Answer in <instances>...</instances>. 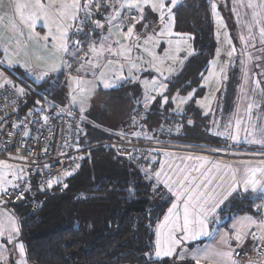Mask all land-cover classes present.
Listing matches in <instances>:
<instances>
[{"label": "trees", "instance_id": "obj_1", "mask_svg": "<svg viewBox=\"0 0 264 264\" xmlns=\"http://www.w3.org/2000/svg\"><path fill=\"white\" fill-rule=\"evenodd\" d=\"M211 1L184 0L174 9L173 31L192 37L193 52L167 78V87L162 94H154V99L145 107L138 84L97 90L95 95L99 101L123 98L126 112L109 125L99 117L90 118L94 116L89 115V118H83L78 146L128 136L142 137L152 145L155 140L189 144L205 141L209 143L207 145L222 143L207 133L206 115L195 105V100L203 95L202 77L216 48ZM224 1L230 7L228 0ZM71 40H79V36L71 35ZM89 54L90 51L85 61ZM0 67L14 75L25 90L24 94L20 93V113L31 109L44 110L46 103L55 106L70 104L63 72L54 79L34 82L19 68ZM65 67L67 72L82 69L68 70L67 65ZM238 78L236 69H228L221 91L226 102L225 110L238 92ZM0 86L8 85L0 83ZM190 93L192 97L181 111H173L171 98ZM155 163V150H139L122 156L112 147L99 146L82 152L72 175L51 188L42 191L36 176L28 178L29 187L22 198L15 202L0 200L18 217L27 263L194 264L178 259L176 254L162 259L153 257L155 226L171 201L168 189L152 176ZM26 178L24 172V177L16 180L15 185ZM257 199L249 193L238 195L235 200L230 198L218 211L220 216L226 217L222 224L227 226L235 215L256 214Z\"/></svg>", "mask_w": 264, "mask_h": 264}, {"label": "snow or ice", "instance_id": "obj_2", "mask_svg": "<svg viewBox=\"0 0 264 264\" xmlns=\"http://www.w3.org/2000/svg\"><path fill=\"white\" fill-rule=\"evenodd\" d=\"M94 0H86L85 3H81V0H47L45 3L44 0H0V12L5 11V9L11 8L14 14L18 15L19 23H17L14 17L8 19V26L10 27V35H6L2 29L5 27L3 15H0V39H5L7 43L4 45V53L8 58L9 64L13 63L11 59L12 53L10 52L9 45L13 43V38L17 36H23L24 32L22 30V25L26 26L28 29V38L29 40L40 39L45 41L44 47L47 48L48 41L51 39L52 45L60 51L69 53L70 46L73 51L69 54L75 58L79 56V53L82 51V41L81 40H70L71 35L77 33H83L85 37L90 38V32H84V26L91 23L94 29H102L105 24H102L99 20H92L93 15V5ZM106 4L108 7H111L113 11L109 13V18L106 20V24L111 25L112 27H117L120 29V35L125 40L139 41L140 37L135 34V26L137 23H140L146 18V12L158 13L159 22L161 25L158 36H172L174 35L172 28L175 19L174 9L177 8L181 0H95V8L99 10L101 3ZM241 6H246L249 9H252V19L255 25H260L259 35L261 38V43L264 44V24H262V19H264V0H247L245 5V0H235ZM213 14L216 15V4H212ZM127 10L129 13L135 12L136 15H129L126 18H121V23L119 25H112V21L116 20L118 17H121V12ZM235 11V9H233ZM83 12V18H81V13ZM43 18L44 26L48 28V32L41 38L39 33H35L34 29L36 23ZM128 20L133 21L131 26L127 27V32H123L122 28L127 25ZM222 23V19L220 21ZM53 26L55 30H53ZM253 25L249 24V38L255 39V36L252 34ZM75 29L72 31V29ZM147 25H145V29ZM109 35H111V27L109 28ZM175 35L180 36L181 34L175 33ZM108 36H101L100 43L97 46L95 42L89 45V51L95 57V63L92 60H87L86 64L82 63L81 68L85 66L89 67L93 72L97 69H101L99 77L97 79L101 80L103 83L104 89H113L118 86V81L131 82L132 74L131 68H135V62L131 61L130 53L132 47H139L137 43L135 45H124L121 44L120 51L112 47L111 44L105 46V42L108 40ZM192 39L191 36H187V39L184 41ZM240 39L247 44L248 41L242 35ZM15 44L17 47L20 46L21 42L19 39H16ZM149 42H153V36L149 35L144 40V51L148 52L149 48L147 45ZM117 43H120L117 41ZM169 45L173 43L172 40L168 41ZM181 41H176V50L179 51V45ZM229 44L231 41L229 39ZM24 47H27V44H24ZM218 54H219V50ZM116 55L124 57L131 64L129 70V76L125 77L123 75V64H119L120 74H114L111 80L106 79V73L102 70L103 68L111 65L112 60H107L105 53H114ZM235 52V47H231V50L228 52V56L231 57ZM87 56V53H85ZM169 58V57H166ZM249 59L251 57L249 56ZM107 60V64L104 61ZM153 61H159L160 64H163V58L157 57L154 53L152 54ZM119 63V62H117ZM245 61H241V64H244ZM153 67H156L158 72H161V68L157 67L156 64H153ZM57 65H52L50 71H56ZM223 71V69H221ZM46 75V73L44 74ZM245 77L247 78V72L245 71ZM40 78H43L42 76ZM77 79L78 84L81 82L79 78ZM148 81H145V85H148ZM157 81L153 79L151 84L155 86ZM256 84L259 85L260 81H256ZM160 88H166L165 84H160ZM21 94H24V89H19ZM79 91L83 94L87 90L80 88ZM95 91V88L92 89ZM162 94V93H161ZM192 93L188 97L181 98L178 101L179 104L185 103L188 99H191ZM72 102H76V96L71 97ZM154 99V97H152ZM167 102V97L164 98ZM176 100L177 98H173ZM85 101L82 99L81 104ZM149 100L146 97L145 107H147ZM39 103V102H38ZM197 103H200L197 101ZM254 107H259V105H254L249 103L247 105V111L249 113V118L251 119L252 109ZM84 111V108H81V112ZM71 114V113H70ZM47 120V117H44ZM83 119V117H82ZM191 123V121H189ZM241 121H236V134L233 135L229 132L217 133V135H228L234 141L239 139V129ZM16 125H13L15 127ZM247 131V130H246ZM256 131V126L253 125V132ZM261 139H255L253 133H249V136H252L248 140V143H259L264 145V128L260 129ZM24 135H28V132H25ZM46 151V150H45ZM20 159H24L20 157ZM188 159H193V157H188ZM197 160H206L204 157H195ZM12 165L6 164L4 161H0V169L2 168H11ZM47 167V165H46ZM214 168L219 169L220 165L214 164ZM203 164L200 167L195 168H181L176 172V179H173L172 176H169L167 173L164 174L163 184L168 188V191L175 196V201L172 203V206L168 209L167 214L164 215L163 220L157 224L156 228V241H155V251L154 255L156 258L161 257H172L177 253V246H182L186 241H196L200 237H211L214 234H219V229L213 228L209 230L210 224L214 223L218 219L217 210L221 208L226 202L235 200L236 196L248 194L249 192L256 194L258 193V198L264 201V166H248L244 169V173L240 179H237V172L239 169H236L232 172L231 180L225 182L224 176L217 177L216 174L212 172V169L202 170ZM193 173H197L193 175ZM15 175V174H14ZM65 175H72L71 172L65 173ZM157 180L161 179V172L157 171L155 173ZM151 178V177H149ZM11 183L5 179L4 173L0 171V193L7 192L5 188L6 184ZM54 184H59V180H48L47 188H51ZM227 184V186H225ZM14 188H18V185H13ZM66 188L67 185H64ZM242 189V191H241ZM41 190H44L43 185ZM23 193L17 197L22 198ZM257 198V197H254ZM259 209L261 205H256ZM182 209V214H181ZM10 224V230H6L3 226V223L0 222V236L5 235L7 231V237L9 242L15 239V235L19 233V228L16 225L15 219L12 216L8 217ZM240 228L246 229L250 228L253 225L257 226V231L248 233L247 231L237 230L233 235L228 237L226 243L229 245L228 250H218L212 245H208L203 249H193L192 258L195 261V264H201L202 260H207L208 264H239V261L233 258L235 249L231 248V243L233 240L237 242V247L241 246V242L249 234L252 236L253 242H259L257 247L264 246V219L256 220L251 216L242 217L239 221ZM233 229H236V225L232 226ZM19 252L21 255V260L17 261V264H27L26 260L23 259L25 256V247L22 243L18 244ZM255 251V249H254ZM148 255V254H146ZM186 253H180L179 259L183 260ZM238 255V253H237ZM0 261H5V256L3 251L0 250ZM7 264V262H6ZM248 264H256L255 261L250 260ZM264 264V262H261Z\"/></svg>", "mask_w": 264, "mask_h": 264}, {"label": "rangeland", "instance_id": "obj_3", "mask_svg": "<svg viewBox=\"0 0 264 264\" xmlns=\"http://www.w3.org/2000/svg\"><path fill=\"white\" fill-rule=\"evenodd\" d=\"M182 1L184 0H181V2ZM228 2L230 3V7H228L224 0L211 1V6L213 3H215L217 6L216 15L213 14L212 7L210 6L214 23L216 48L213 57L208 63L207 70L202 77V85L204 88L203 95L202 97L195 100V105L200 108L203 115H206L207 133L211 136L219 138L222 143H215L218 145H207L209 143L205 141L195 144L178 143L173 141L162 142L159 144L156 143V163L152 172V176L155 181L160 184H163L165 173H167L169 176H172L173 179H176V172L179 171V169L185 167H200L201 164H203L202 170L211 168L212 172L216 174L217 177L224 176L225 182L231 180L232 172L236 169H239L237 172V179H240L246 167L264 166V162L259 161L251 163L247 161L248 163L240 164L242 162L244 163V161L234 163V161L228 159V156L233 157L235 155H246L252 157L264 156V145L259 143H248V140L246 139V137L248 139L252 138V136H249V133H253L255 139H261L260 129L264 128V44L261 43V38L259 35L260 25L254 24L252 19V9H249L246 6H241L239 3L235 2V0H228ZM246 3L247 0H245V5ZM233 9H235V11ZM222 12L227 14L225 15ZM153 14L154 16L152 17V20H149L145 23H137L135 26V32H146V36H143L139 39V41H141V44L138 48L140 55L139 63L141 66L145 65L146 63H152V70H150L151 77L149 75H144L143 78L139 77L136 80H138L137 82H139L142 90L148 89V92L160 93L163 88H160L159 85L161 83L163 84V80L170 75L171 71H175V68L181 63L180 59H185L193 52V48L190 40H187L186 43L184 42L187 39V34H181L180 36H177L175 35L173 29L172 31L174 35L172 36H158L157 33H159L161 28L159 15L158 13ZM262 16H264V14H262ZM221 19L222 23H220ZM132 23L133 22H131L129 26H131ZM249 24L253 25L251 31L253 36H255L254 40L249 38ZM262 24H264V19H262ZM145 25H147L146 29ZM149 35L153 36V42H149L147 45L149 51L146 52L144 51V40ZM242 35L248 41L247 44H245L240 39ZM229 39L231 44L228 43ZM169 40L173 41L171 45L168 43ZM177 40L181 41L179 45V50L181 49L180 52L176 50ZM161 43L163 44L161 45ZM233 46L235 47V52L231 57H229L228 52ZM217 50H219V54ZM153 53L157 57L163 58V60L165 56L169 58H166V60L163 61V64H160L159 61L152 60ZM249 56L251 59H249ZM242 60L245 61L244 64H241ZM153 64H156L157 67H160L162 71L158 72L156 67H153ZM221 69H223V71H221ZM228 69H236L238 71L239 82L237 86L238 92L234 96L233 101H231L230 107L225 110L226 102H224V99H222L224 97L221 96V91H223V84L226 79L225 77ZM21 71L26 77L30 78L34 82L45 80L43 74L38 71ZM245 71L247 72V78L245 77ZM83 73L84 72L70 74V76H73L72 80H69L66 86L67 102L74 106L80 112L83 118H89V114L92 113V116L94 117L90 118L101 116L100 118L104 123H108L107 125L118 121L115 119H120L126 112L127 106L126 103L123 102L124 99L120 98L111 99L109 101H99L98 96L95 94L89 96V88L91 87V84H93L94 76H80ZM41 76L43 78H40ZM74 78H79L81 82L78 84L77 79ZM153 79L157 81L155 86L151 84ZM145 81L149 82L147 86L145 85ZM256 81H260V84L257 85ZM0 83L10 85L16 91H19L20 88H23L22 84H20L14 75L5 72L1 67ZM87 84H89L88 87L86 86ZM80 88L86 89L87 91L82 94L79 91ZM73 95L76 96L75 103H73L71 99ZM147 96L148 95L145 92H142L140 95L143 100L146 99ZM188 96L189 94L174 95L171 98L173 103V111H181L183 105L186 102L178 105V101L179 99ZM174 97L177 99L174 100ZM82 99L85 101L83 104H81ZM197 101L200 103H197ZM136 103L137 101L134 102V105H136ZM249 103L259 105V107H254L252 109L251 119L249 118V113L247 111V105ZM82 107L84 108L83 112H81ZM86 109L89 110L86 111ZM237 120L241 121L238 141L232 140L228 135H217V133L225 132L235 135L237 131ZM253 125L256 126L255 132H253ZM198 154H203V156ZM188 157H193V159H188ZM195 157H204L206 160H197ZM4 162L8 165H12L11 168L0 169V171L4 173L5 179L11 182L6 184L5 188H14L13 185H15L16 180L22 179L24 177L23 168L17 163L8 161ZM214 164L220 165L219 169L214 168ZM157 171L161 172V179L159 181L155 176ZM196 174L197 173H193V175ZM226 185L227 184H225V186ZM169 193L172 195L171 192ZM171 201L172 203L175 201V196H171ZM10 210L11 209L7 204H4L0 201L1 221L7 220V222H9L7 216H12L14 217L15 221H18V217L11 212L12 210ZM218 211L219 209L217 210L218 219L216 222L210 224V231L214 224L219 221L223 222L226 219L225 216H220ZM184 246L185 244L177 247ZM237 248L240 247H236L235 249ZM153 249V251H155V243ZM153 257H155L154 254ZM162 258L165 257H161L160 259Z\"/></svg>", "mask_w": 264, "mask_h": 264}, {"label": "built area", "instance_id": "obj_4", "mask_svg": "<svg viewBox=\"0 0 264 264\" xmlns=\"http://www.w3.org/2000/svg\"><path fill=\"white\" fill-rule=\"evenodd\" d=\"M104 5L102 2L99 10H96L94 0L92 20H98ZM80 15L83 18V12ZM129 15H131L129 12L122 11L119 20ZM94 31L93 25L89 23L84 26V32H90V38L85 37L83 33L75 34L82 41V51L78 57L67 58L68 70H77L84 63L85 53L89 51ZM20 99V92L12 86H0V159L19 164L27 176L25 180L18 181V188L7 190L0 195V200L3 202L17 201L20 193L24 194L29 187L28 178L31 176H36L37 183L44 188H47L48 180L63 181L69 177L65 173H73L77 169L80 155L88 149L109 146L116 154L122 156L139 150H155V144L152 145L141 137L133 136L102 140L80 147L77 142L81 134L80 122L83 119L70 104L55 106L46 103L44 110L31 109L21 114ZM44 117L48 119L45 120ZM25 132H28V135H24ZM258 251H262V248L260 247ZM233 257L239 261V264H245L250 254L248 250L240 247L235 249Z\"/></svg>", "mask_w": 264, "mask_h": 264}, {"label": "crops", "instance_id": "obj_5", "mask_svg": "<svg viewBox=\"0 0 264 264\" xmlns=\"http://www.w3.org/2000/svg\"><path fill=\"white\" fill-rule=\"evenodd\" d=\"M44 2L46 3L47 0H44ZM81 3H84L83 0H81ZM105 7H106V9L104 10ZM104 8L101 11V16L99 18V21L102 24H105V26L102 29H95V32H94V35H93V38H92L90 44L95 42L96 45L98 46L100 43V37L101 36H108L109 38L105 42V46H107L108 44H111L112 47L116 50V52L120 51L121 44L135 45L138 43L140 45L141 41H135L134 38L132 40H125L120 35V31H121L120 29H118L117 27H112L111 25L106 24V20L109 18V13H111L113 11V9L111 7H108L106 4L104 5ZM0 15H3L5 17V19H4L5 27L2 29V31L6 35H10L11 32H10V27L8 26V19L10 17H14L16 19L17 23H19V17H18V15L14 14V12L11 8L5 9V11L0 12ZM131 15H136V13L132 12ZM153 16H154L153 13L146 12V18L144 20H142V22H140V23H145L149 20H152ZM131 22H133V21L128 20L127 25L122 28L123 32H127V27L130 25ZM120 23H121V21L119 20V17L116 20L112 21V25H119ZM21 27H22V30L24 32V35L14 37L13 43L9 45L10 52L12 53L11 59L13 61V63H11V64H9L8 58L5 56V53H4V45H5V43H7V41L5 39H0V65H2L5 68H19L20 70L38 71V72L43 74L45 80L49 79V78L54 79L57 75H59L60 73L63 72V79L66 83V86H67V83L69 82V80H72L73 75L70 76L71 73H82V72H84L80 76H82V75L84 77L94 76L93 84H91V87L89 88V96L94 95L95 92L99 89H104L102 81L97 79V75L99 77V73H100L101 69H97V70H95V72H93L89 67L85 66L84 68L80 69L78 72H67L65 66H66L67 58L71 56L69 53L71 51H73L71 46L69 48V53H65L63 51L57 50L52 45L51 39H50L47 42L49 46L47 48H45L44 47L45 41H43V39H40L39 42H37V40H35V39L29 40L27 27L23 26V25ZM110 27H111V35H109V28ZM53 30H55L54 26H53ZM34 32L39 33V36L41 38L48 32V28H46L44 26L43 18H41L36 23ZM135 34L137 36H139L140 38L143 36L144 37L146 36V32H135ZM179 34H181V33H179ZM16 39H19L21 42L19 47H17L15 42H14ZM70 40H71V33H70ZM117 41H119L120 43H117ZM24 44H27L26 48L24 47ZM162 44L163 43H161V45ZM138 48L139 47L133 46L132 51L130 53L131 61L135 62V64H136L135 68H131L130 62L128 60H126L124 57L116 55L115 52L114 53H105L104 55L107 57V60L113 61V63L111 65L102 69L106 73L105 78L111 80L113 78L114 74H120L119 64L124 65L123 75L125 77L129 76V70L131 68L132 80H131V82H125L123 80L118 81L117 82L118 86L123 85V84L127 85V86H129V85L132 86V84L133 85L134 84L139 85V82H137L138 80H136L137 78H139V77L143 78L144 75H149L151 77L150 70H152V63L151 64L146 63L145 65H142V66L140 65V63H139L140 55H139V49ZM180 51H181V49L179 50V52ZM183 52H185V51H183ZM185 59H180L181 63L175 68V71H177V69L182 65V63ZM87 60H92L95 63V57L93 56V54L91 52H90L89 56L87 57ZM107 60L104 61L105 64H107ZM165 60H166V56L164 57L163 61H165ZM86 61H85V64H86ZM117 62H119V63H117ZM54 64L57 65V70L56 71H50L52 65H54ZM175 71H171L170 75L163 80V84H165L167 78H169ZM45 73H46V75H44ZM86 86L88 87L89 84H87ZM93 88H95L94 92L92 91ZM143 90L141 88V92L147 93V95H148L147 97H148V100L150 102L152 100V97H154V94H161L163 92L164 88L162 89V91H160V93L148 92V89H143ZM144 101H145V99H144ZM87 110H89V109H86V111ZM89 115L92 116V113ZM96 118H98V117H96ZM115 120H119V119L116 118ZM155 142L157 144H159L162 142H170V141L155 140ZM193 154H197V153H193ZM198 155L203 156V154H198ZM228 159H230L231 161H234V163H236V162L239 163V162L244 161V163L242 162L240 164H245L248 162H250V163L251 162H257V161L264 162V156L252 157V156H246V155H235L233 157L228 156ZM241 171H243V170H241ZM241 191H242V189H241ZM249 194H251L252 196L257 197V198L259 196L258 193L253 194V193L249 192ZM171 204H172V201L168 205L167 209L165 210L164 214L159 219L157 224L163 220V217L165 214H167V211L171 207ZM256 205H261V207L258 209L256 207ZM255 209L257 211L256 214L242 213V214L233 216L227 226L223 225L221 221L214 224L212 229L213 228L219 229V234H214L211 237H202L196 241H187L184 243L185 244L184 247H177V253H176L177 258L179 257L180 253L183 252V253H186L184 260L192 261L195 264V261L192 258V250L193 249H203L208 245H212L214 248H216L218 250H225V251L228 250L229 245L226 243V241L228 240V237L233 235L237 230L247 231L248 233H251L253 231H257L256 225H253L250 228L241 229L240 224H239V221L241 220V218L245 217V216H251L258 221L261 219H264V201H262L261 199L258 198L255 202ZM8 217L9 216H7V218ZM0 222L3 223V226L6 230H10V224H9V222H7V220L6 221L0 220ZM15 222H16L17 227L19 228V222L18 221H15ZM157 224L155 226L154 243H155L156 238H157L156 237ZM233 225L237 226L236 229H233V227H232ZM20 243L23 244V242L20 238V232L17 235H15V239H13L11 242H9V240H8L7 231H5L4 236H0V250L3 251V254L5 256V261H0V264H6V262H7V264H17V261H20L22 259L20 252H19V248L17 247V245ZM258 243L259 242H256V243L253 242L252 236L250 234L248 236H246L244 238V240L241 242L240 247H243L246 250H248V252L250 254V257L245 264H248V262L250 260L255 261L256 264H261V262H264V246H261L262 251L259 252L258 249L260 247H257ZM236 247H237V242L235 240H233L231 243V248L235 249ZM254 249H255V251H254ZM153 254H154V251H153ZM23 259L26 260L25 256L23 257ZM201 264H208V261L202 260Z\"/></svg>", "mask_w": 264, "mask_h": 264}]
</instances>
